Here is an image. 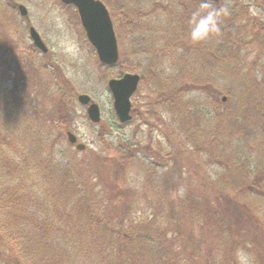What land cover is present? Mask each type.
<instances>
[{
	"label": "trees",
	"instance_id": "1",
	"mask_svg": "<svg viewBox=\"0 0 264 264\" xmlns=\"http://www.w3.org/2000/svg\"><path fill=\"white\" fill-rule=\"evenodd\" d=\"M169 1L158 4L156 11L177 17L161 19L159 26L153 22V31L141 40L137 35L150 10L126 13V33L119 26L121 10L113 15L120 50L127 37L131 48L145 43L131 57L155 55L141 73L144 113L137 115L134 104L132 112L141 123L161 129V139L150 138L147 151L128 144L112 146L105 125L98 131L101 144L96 150H74L61 128L70 125L76 102L63 68L30 45L28 57L49 76L51 85L45 91L34 88L24 102L18 94L22 76L13 83L9 68L0 61V260L242 264L248 257L251 264H261L252 245L241 238L246 229L264 252V61L253 72L260 81L240 68L242 44L235 34L245 13L235 14L222 0H212L213 7L226 9L227 15L221 13L220 34L202 43L204 51L183 31L189 33V20L201 0H189L181 9ZM9 3L14 25L19 26L17 3ZM253 3L264 14V0ZM255 30L264 45V20ZM210 46L232 81L214 91L238 101L234 105L213 98L198 102L193 96L213 88L208 75L216 67L207 69ZM165 56L181 62L177 74L159 69ZM186 56L195 58L196 66L188 69ZM117 66H129L124 53ZM116 67L99 63V69L109 71L103 80ZM215 119L219 126L212 128L209 123ZM207 166L219 172L202 175L199 170Z\"/></svg>",
	"mask_w": 264,
	"mask_h": 264
},
{
	"label": "rangeland",
	"instance_id": "2",
	"mask_svg": "<svg viewBox=\"0 0 264 264\" xmlns=\"http://www.w3.org/2000/svg\"><path fill=\"white\" fill-rule=\"evenodd\" d=\"M18 5H24L29 14L27 19L19 16L16 18L19 26L14 25L13 16L8 11V5L11 8L9 0H0V61L3 62L5 67L10 70L11 79L13 83L19 82L22 76V84L19 87L18 94L22 97L24 102L27 101L29 94L34 92V88L37 90L45 91V86L48 90L51 85V79L46 73H42L39 70V66L36 61L32 62V57H28V48L32 44V39L29 34L30 26L35 27V29L41 35L45 45L48 48L47 55L44 58L56 61V65L61 66L63 73L65 74L66 80L69 82L68 87L72 88L75 98L79 94L89 95L93 102L97 103L101 107L102 111V122L95 125L90 122L87 115V106L81 105L77 99L75 102V108H73V118L68 126V130H65V142L67 145L68 139L66 131H71L78 138V142L86 145L87 151L97 149L101 144V138L99 137V129L101 125H105L109 128L106 135L109 144L112 146L119 144H128L139 149L144 148L143 151H147L150 138H154V141H159L162 137L161 129L159 127H149L148 123H141L139 117H134L133 120L127 125H120L117 122L113 108V98L108 89V80H103V76L109 74L108 70L99 69V61L94 49L90 46L84 30L80 26V20L78 19L76 11L69 6H64L59 4L57 0H14ZM110 5H108L111 15L116 14L117 9H119V14L121 10L122 16L119 17V26L122 33H126L128 30L124 25V20L122 17L126 16V13L130 11L142 8L143 11H149L150 15L145 14L148 22L152 20V23H148L142 20V28L139 29V34L137 38L141 40L144 34L149 35V32L153 31L155 23L159 26V20L172 16L177 17L166 11L162 15L157 13L156 9L162 4L163 1L169 0H108ZM221 1V0H220ZM226 8L232 9L235 14L245 13V16L240 18L238 21V32L236 36L238 37L239 43L242 44V54L243 59L241 61L240 68L244 73H249L253 81H260L261 76L254 77L253 72L259 70L262 62L264 61V45L263 37L256 34L255 27L264 20V14L262 9L253 3L254 0H222ZM170 2V1H169ZM176 2V9H181L182 6L185 7L190 1L189 0H174ZM126 6L128 10H126ZM154 11L151 12L152 10ZM116 10V12H115ZM154 13V14H153ZM188 22V21H186ZM123 23V24H121ZM139 26V25H138ZM116 27V24H115ZM148 28V29H147ZM150 30V31H149ZM186 34V39H188V32L184 30ZM157 32V31H156ZM125 38L123 41V50L120 53H124L127 58L128 67L125 70L121 66H117L113 71H111L110 78L120 77L126 71L129 73H136L141 75L144 72V68L150 59H154L153 54L138 55L136 57H131L130 53L134 49L138 50L145 46L142 41L138 42L134 48H131L132 44ZM209 42H212L210 39ZM184 46L185 50L191 49L190 42ZM151 48V43H147ZM203 45V46H202ZM199 45L205 51L204 44ZM218 46L217 42L214 47ZM197 48V47H196ZM169 54L171 53L169 49ZM167 52V53H168ZM215 53L214 48L206 52L208 56L207 69L216 67L213 70H209V78L212 80L213 88L208 91H196L193 96L199 102V100H204L205 102H210L211 99H216L218 102L224 104L231 103L234 105L238 101L230 100L226 95L221 93H216L214 90L222 88L224 85L232 83L230 80V74L223 70L219 60L213 57ZM194 54V53H193ZM195 55V54H194ZM130 57V58H129ZM201 57V55H200ZM129 58V59H128ZM165 64L160 67L161 71L166 73L177 74L179 70V65L177 59H172L169 57H164ZM185 59V64L188 69L190 67L196 66L195 58L187 57ZM200 59V58H199ZM217 62V65L212 66L211 62ZM211 65V66H210ZM22 73V74H20ZM102 76V77H101ZM109 78V79H110ZM31 85L29 89L28 86ZM67 84V83H66ZM144 86H140L138 93L133 97L132 103L136 105L137 115L144 113V108L141 109L142 101L144 98ZM225 99V101H224ZM140 107V109H139ZM157 116H159L157 114ZM145 117V116H144ZM149 118V117H148ZM165 119L167 117H164ZM147 119V118H146ZM212 128L219 126V123L215 119L209 123ZM64 129V128H62ZM66 129V128H65ZM153 131V132H152ZM156 144L155 146H157ZM168 144L164 147L167 150ZM74 150L75 147H72ZM197 165H201L195 162ZM204 176H214V171L219 172L217 168L210 166L203 167L199 170ZM262 206L264 208V203L262 201ZM242 226H239L241 229ZM242 242H248L251 247L258 253L261 257V264H264V252L261 251L259 245L256 242L252 243V236L248 233L246 229H242ZM249 245V246H250ZM242 264H251L248 257L242 259ZM0 264H7L5 261L0 260Z\"/></svg>",
	"mask_w": 264,
	"mask_h": 264
},
{
	"label": "water",
	"instance_id": "3",
	"mask_svg": "<svg viewBox=\"0 0 264 264\" xmlns=\"http://www.w3.org/2000/svg\"><path fill=\"white\" fill-rule=\"evenodd\" d=\"M65 4L76 6L82 26L90 44L96 51L99 61L108 66H114L119 62V47L114 29V24L107 7L100 0H62ZM219 2L220 0H214ZM19 10L23 16H26L27 9L20 5ZM30 36L34 45L43 53L48 52L41 36L35 30L30 28ZM140 82V76L127 73L120 78L111 79L108 82V88L113 97V107L120 123H126L132 119L131 98L136 93ZM78 101L83 106H88L87 114L95 124L101 122V110L97 103H93L90 96L81 94ZM68 141L79 151H85L86 146L78 143L77 137L67 132Z\"/></svg>",
	"mask_w": 264,
	"mask_h": 264
},
{
	"label": "clouds",
	"instance_id": "4",
	"mask_svg": "<svg viewBox=\"0 0 264 264\" xmlns=\"http://www.w3.org/2000/svg\"><path fill=\"white\" fill-rule=\"evenodd\" d=\"M227 15L226 9H216L212 0H201L199 8L192 13L189 20L188 39L193 45L209 41L220 34L221 13Z\"/></svg>",
	"mask_w": 264,
	"mask_h": 264
},
{
	"label": "flooded vegetation",
	"instance_id": "5",
	"mask_svg": "<svg viewBox=\"0 0 264 264\" xmlns=\"http://www.w3.org/2000/svg\"><path fill=\"white\" fill-rule=\"evenodd\" d=\"M57 1H58L59 4H61V5L72 7V8L76 11L77 16H78V19L80 20V17H79V14H78V10H77L76 6L71 5V4H65L62 0H57ZM101 1L103 2V0H101ZM28 14H29V12H27V14H26L25 17H27ZM80 24H81L80 26H81L82 29H83V26H82L81 20H80ZM83 30H84V29H83ZM84 33L86 34L85 30H84ZM140 82H142V76H140Z\"/></svg>",
	"mask_w": 264,
	"mask_h": 264
}]
</instances>
